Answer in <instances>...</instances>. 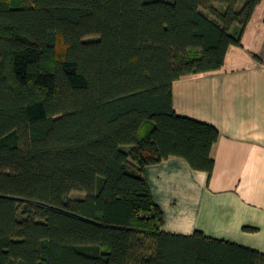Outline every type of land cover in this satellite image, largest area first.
Wrapping results in <instances>:
<instances>
[{
    "label": "trees",
    "instance_id": "obj_1",
    "mask_svg": "<svg viewBox=\"0 0 264 264\" xmlns=\"http://www.w3.org/2000/svg\"><path fill=\"white\" fill-rule=\"evenodd\" d=\"M261 1L0 0V264H264L164 232L145 174L211 177L220 132L173 84L221 70Z\"/></svg>",
    "mask_w": 264,
    "mask_h": 264
},
{
    "label": "crops",
    "instance_id": "obj_2",
    "mask_svg": "<svg viewBox=\"0 0 264 264\" xmlns=\"http://www.w3.org/2000/svg\"><path fill=\"white\" fill-rule=\"evenodd\" d=\"M173 108L216 127L220 139L211 177L180 158L145 168L162 230L264 253V0L221 70L173 84Z\"/></svg>",
    "mask_w": 264,
    "mask_h": 264
},
{
    "label": "rangeland",
    "instance_id": "obj_3",
    "mask_svg": "<svg viewBox=\"0 0 264 264\" xmlns=\"http://www.w3.org/2000/svg\"><path fill=\"white\" fill-rule=\"evenodd\" d=\"M79 194L78 193L73 194V198L79 197Z\"/></svg>",
    "mask_w": 264,
    "mask_h": 264
}]
</instances>
